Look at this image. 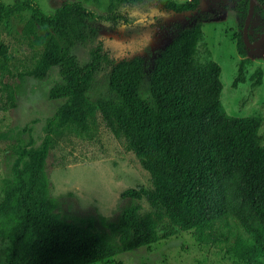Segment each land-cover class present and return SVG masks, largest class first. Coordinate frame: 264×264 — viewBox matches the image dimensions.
Listing matches in <instances>:
<instances>
[{
	"label": "trees",
	"instance_id": "1",
	"mask_svg": "<svg viewBox=\"0 0 264 264\" xmlns=\"http://www.w3.org/2000/svg\"><path fill=\"white\" fill-rule=\"evenodd\" d=\"M158 2L164 10L191 14L198 3ZM263 3L254 0L252 13H264ZM247 6L248 0H236L242 23ZM23 12L28 17L22 36L37 53L17 78L41 79L57 67L61 82L51 95L63 102L45 120L39 145L17 152L11 180L1 187L0 239L7 241L1 264L106 262L118 252L165 238L169 233H158L164 221L191 231L200 242L224 244L242 264H259L264 256L261 117L228 114L220 101L219 65L195 58L201 25L210 13L173 22L165 42L144 53L115 58L102 51L98 30L107 21L116 26L120 14H98L78 0H64L52 12L35 0H0V24ZM263 30L264 22L257 35ZM255 39L248 35L250 42ZM76 45L85 49L86 58L77 57ZM236 45L243 55L241 33ZM8 61V47L0 40V71H8ZM98 76L105 91L93 96ZM16 91L17 86H5L2 109L13 106ZM96 113L133 152L151 184L120 192L132 203L106 223L108 233L96 230L89 219L86 224L68 221L55 211L44 168L52 134L62 128L86 131ZM140 200L147 211H140Z\"/></svg>",
	"mask_w": 264,
	"mask_h": 264
},
{
	"label": "rangeland",
	"instance_id": "2",
	"mask_svg": "<svg viewBox=\"0 0 264 264\" xmlns=\"http://www.w3.org/2000/svg\"><path fill=\"white\" fill-rule=\"evenodd\" d=\"M35 1L44 12H52L64 0ZM78 1L98 14L114 12L126 20L118 19L116 26L109 21L99 25L102 51L115 58L144 53L165 42L173 22L187 23L201 12L210 13V18L202 22L195 58L199 63L212 59L219 65L220 101L225 111L234 116L259 115L258 133L264 143V41L254 48L245 47L243 55L239 53L236 42L243 23L236 0H197L192 14L164 10L158 0ZM27 17L28 12H23L0 24V40L9 53L8 71H0V193L4 181L11 180L17 152L39 145L45 134V120L63 102V98L51 95L61 82L57 67L50 68L41 79L17 78L18 72L32 65L37 53L22 36ZM263 22V12L252 13L248 35L255 37ZM37 32H42L40 27ZM73 51L79 59L86 58L82 46L76 45ZM94 85L93 96L105 91L102 76ZM5 86H17V91L13 106L2 109ZM44 168L55 211L68 221L86 224L89 219L96 230L107 233L106 223L115 221L121 209L132 203L120 192L137 185L151 186L148 173L133 152L122 139L113 136L98 113L94 125L86 131L62 128L52 134ZM138 203L140 211L149 209L143 200ZM162 232L169 234L152 244L118 252L106 262L91 264H242L226 252L224 244L200 242L191 231L169 227L166 221L158 226V233ZM6 247L7 241L0 239V264ZM259 264H264V256Z\"/></svg>",
	"mask_w": 264,
	"mask_h": 264
},
{
	"label": "water",
	"instance_id": "3",
	"mask_svg": "<svg viewBox=\"0 0 264 264\" xmlns=\"http://www.w3.org/2000/svg\"><path fill=\"white\" fill-rule=\"evenodd\" d=\"M253 4H254V0H248L247 11H246V14L243 20L242 31H241L242 41L244 43V46L249 47V48L257 47L264 41V31L255 42L250 43L248 41L247 28H248V23L251 17L252 9H253ZM261 7L264 9V3L261 5Z\"/></svg>",
	"mask_w": 264,
	"mask_h": 264
},
{
	"label": "flooded vegetation",
	"instance_id": "4",
	"mask_svg": "<svg viewBox=\"0 0 264 264\" xmlns=\"http://www.w3.org/2000/svg\"><path fill=\"white\" fill-rule=\"evenodd\" d=\"M261 5H262V4H261ZM261 8H262V7H261ZM262 9H263V8H262ZM252 10H253V9H252ZM263 10H264V9H263ZM251 15H252V13H251ZM247 29H248V28H247ZM263 31H264V30H263ZM262 33H263V32H262ZM262 33H261V34H262ZM261 34H260V35H261ZM260 35H256V36H255L256 39H255L254 41H252V42H250L249 40H248V41H249L250 43H253V42H255V41L258 39V37H259ZM247 37H248V33H247ZM258 46H259V45H258ZM247 48H249V47H247Z\"/></svg>",
	"mask_w": 264,
	"mask_h": 264
}]
</instances>
